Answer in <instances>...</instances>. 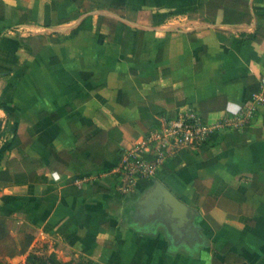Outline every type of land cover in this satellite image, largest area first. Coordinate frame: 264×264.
I'll use <instances>...</instances> for the list:
<instances>
[{
	"label": "crops",
	"instance_id": "0c3cea01",
	"mask_svg": "<svg viewBox=\"0 0 264 264\" xmlns=\"http://www.w3.org/2000/svg\"><path fill=\"white\" fill-rule=\"evenodd\" d=\"M261 78L264 0H0V260L264 264V105L157 176L183 219L113 173L161 117L233 114Z\"/></svg>",
	"mask_w": 264,
	"mask_h": 264
},
{
	"label": "built area",
	"instance_id": "2783aa9c",
	"mask_svg": "<svg viewBox=\"0 0 264 264\" xmlns=\"http://www.w3.org/2000/svg\"><path fill=\"white\" fill-rule=\"evenodd\" d=\"M264 105V78L259 91L233 114H224L215 121L203 120L190 107L177 111L173 118L161 117L157 125L132 148L123 151L113 170L117 177L115 191L136 194L142 182H153L164 165L182 151H196L215 134L242 130L249 125L257 109Z\"/></svg>",
	"mask_w": 264,
	"mask_h": 264
},
{
	"label": "rangeland",
	"instance_id": "374dc122",
	"mask_svg": "<svg viewBox=\"0 0 264 264\" xmlns=\"http://www.w3.org/2000/svg\"><path fill=\"white\" fill-rule=\"evenodd\" d=\"M2 224L0 223V232L2 229ZM9 247V244L0 241V249H4ZM47 247H35L33 251L27 256L26 264H93L92 261L86 259H74L65 262H56L53 258H51L48 253H46ZM60 248V247H57ZM0 264L3 262L0 260Z\"/></svg>",
	"mask_w": 264,
	"mask_h": 264
},
{
	"label": "water",
	"instance_id": "95a60500",
	"mask_svg": "<svg viewBox=\"0 0 264 264\" xmlns=\"http://www.w3.org/2000/svg\"><path fill=\"white\" fill-rule=\"evenodd\" d=\"M154 184H156L154 188L158 190L159 195L163 199L164 205H166L169 209L178 212L183 219L189 208L177 197H175L168 189L159 184V182L156 181Z\"/></svg>",
	"mask_w": 264,
	"mask_h": 264
},
{
	"label": "trees",
	"instance_id": "16d2710c",
	"mask_svg": "<svg viewBox=\"0 0 264 264\" xmlns=\"http://www.w3.org/2000/svg\"><path fill=\"white\" fill-rule=\"evenodd\" d=\"M216 136H217V134H215V135H213L212 137H211V139L209 140V141H207L206 143H204L202 146H201V148L199 149V150H201V149H203V148H205L206 146H208L209 145V143L211 142V140L212 139H214V138H216ZM196 151H198V150H196ZM182 153V152H181ZM179 157V156H178ZM177 159V157L175 158V159H173V160H171V161H169V163H166L165 165H164V168H166V167H173V165H175L174 163H171L172 161H175ZM145 184V183H151V182H142V184ZM2 224V223H1Z\"/></svg>",
	"mask_w": 264,
	"mask_h": 264
}]
</instances>
